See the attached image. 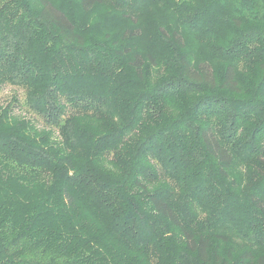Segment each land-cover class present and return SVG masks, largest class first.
I'll return each instance as SVG.
<instances>
[{
    "label": "trees",
    "instance_id": "1",
    "mask_svg": "<svg viewBox=\"0 0 264 264\" xmlns=\"http://www.w3.org/2000/svg\"><path fill=\"white\" fill-rule=\"evenodd\" d=\"M0 264H264V0H0Z\"/></svg>",
    "mask_w": 264,
    "mask_h": 264
},
{
    "label": "rangeland",
    "instance_id": "2",
    "mask_svg": "<svg viewBox=\"0 0 264 264\" xmlns=\"http://www.w3.org/2000/svg\"><path fill=\"white\" fill-rule=\"evenodd\" d=\"M16 91H18L16 88H13L11 86H6L2 92L0 101L2 103L8 102ZM17 93L19 94L20 97H22V94L19 91Z\"/></svg>",
    "mask_w": 264,
    "mask_h": 264
}]
</instances>
